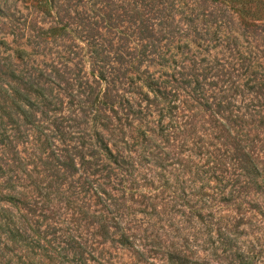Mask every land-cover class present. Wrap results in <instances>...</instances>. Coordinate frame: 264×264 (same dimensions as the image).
Listing matches in <instances>:
<instances>
[{"label": "rangeland", "instance_id": "374dc122", "mask_svg": "<svg viewBox=\"0 0 264 264\" xmlns=\"http://www.w3.org/2000/svg\"><path fill=\"white\" fill-rule=\"evenodd\" d=\"M157 49L174 63L159 65ZM217 59L234 82L231 121L172 86L176 120L158 123L155 106L133 114L153 102L136 69L161 83ZM40 69L62 110L34 112L1 147L12 200L0 220L22 235L0 230V264H264V126L250 117L264 104L252 93L264 82V0H0L6 87Z\"/></svg>", "mask_w": 264, "mask_h": 264}, {"label": "trees", "instance_id": "16d2710c", "mask_svg": "<svg viewBox=\"0 0 264 264\" xmlns=\"http://www.w3.org/2000/svg\"><path fill=\"white\" fill-rule=\"evenodd\" d=\"M38 1L40 2V0ZM197 46L201 47L200 45ZM234 48H236V46ZM153 54H156L158 56L160 62L158 63L159 65L165 66L169 61H172V64L174 63L171 54L167 55L165 52L161 51H159L158 53V49L157 52L155 51L153 52ZM193 55H197V51H195ZM192 61L197 64V60L193 59ZM201 70L202 73H186L183 71H178L177 73L173 72L171 75L166 72L165 76L167 78V81L154 83L155 81H152V79H155V75L153 73L148 74V76L144 79L141 76L139 69H136V71L138 72L137 74L139 76V80L141 81V83H139L138 85V88H140L141 90L143 86L147 87L150 92L153 93V102L147 104V106L145 107L146 110L145 108H143V105L141 103H138L139 108L135 111H132L133 114H137V116H139V120H141L147 114H151V112H153L150 111L151 107L155 106L157 107L155 111L160 115V120L158 121V123L162 122L163 116L169 117V119H171L172 121L176 120L174 112L180 110V106L176 103L177 100L172 101L170 99H167L168 94L171 91L167 90V86H172L175 88V90H181L182 92L190 95L197 102V104H199L200 108H203L204 110L211 113L218 114L223 121H231L233 113L231 107V99L233 96L231 95V92L234 91V82L231 81V72L228 71L227 64L217 59V62L215 64L207 63V65L203 66ZM39 72L40 74L38 78L32 77L30 79H26L24 75H13L14 79L12 80V82L14 85H12L11 88H7L6 86H10V83H8L9 81H7V79L3 78V75L6 76V73H4L3 70H0V176H6L8 169L6 167L8 165V161H6L2 156V153L4 154V152H2L4 147H1L11 145V142L14 139L18 138L14 137L13 133L15 131L19 132L22 124H36L37 116H35L34 112L40 111L42 114H45L49 111L62 110L57 108L55 106V102L53 101V89L50 88V84L53 83L50 78L52 74L47 73L45 69H40ZM126 77L131 79L129 83L132 84L133 79L129 77L128 74ZM215 77H217L218 81H206L208 78L215 79ZM99 79L109 84H113L114 86L116 84V81L120 80L115 78L109 79L106 71L103 70H99ZM253 80H255L257 85L256 89L252 88V93L256 98L264 97V92L261 89V87L264 85V82H261V79H259L258 77ZM172 83L176 85H170ZM244 85H246V83ZM154 86H156V88H154ZM159 87H164L165 90L162 91ZM235 88V90H237L239 86H236ZM209 90L210 93H208ZM240 95H242V93H240ZM146 97L148 98L147 102H149V94H146ZM111 101L112 100L110 99L109 102L111 103ZM259 107L261 108L258 109L255 114H250V117L253 119L254 116H257L258 119L256 120L261 121L262 124H260L264 126V104H261V106ZM101 117L103 116H97L93 120H100ZM104 118H106L107 122L104 123L101 121L99 124H101L106 130H110L109 125H112L113 123L110 120L109 116L105 115ZM170 127L173 128V126ZM168 129L169 127L166 129V132ZM163 134L165 133H162L161 136ZM96 135L99 144L103 145L101 146V148L109 154V158H114V161L118 162V157L122 156L115 155L114 157L111 149L105 143L103 136H101V134H99V132L97 131ZM166 135L169 136V134ZM152 140L153 139L151 138V141ZM247 160L249 164L247 167L248 171L254 173L256 171V174H258V166L254 163L253 157H248ZM120 161L122 162V160ZM1 200L11 201L12 199H8L6 195L0 192V201ZM3 218L5 220H0V230L3 231L7 229L9 239L12 240V242L17 243L19 241V239L17 238L18 235H22L21 228L16 225L11 216H5ZM124 238L125 240H128V237L124 236ZM191 264L207 263L192 261Z\"/></svg>", "mask_w": 264, "mask_h": 264}]
</instances>
